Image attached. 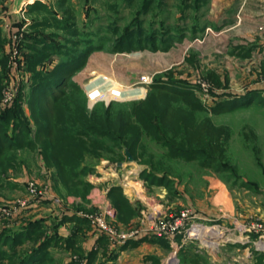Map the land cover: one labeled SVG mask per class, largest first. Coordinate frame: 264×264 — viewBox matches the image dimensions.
<instances>
[{
	"label": "rangeland",
	"instance_id": "374dc122",
	"mask_svg": "<svg viewBox=\"0 0 264 264\" xmlns=\"http://www.w3.org/2000/svg\"><path fill=\"white\" fill-rule=\"evenodd\" d=\"M78 51L81 60L58 92L79 95L71 88L75 83L90 111L142 101L157 77L189 83L205 108L196 118L228 131L223 153L212 152L218 157L214 162L171 156V142H182L183 133L172 136L153 117L156 130L142 134L136 158L131 155L129 161L126 147L110 143L120 161H109V151L101 152L100 160L84 157L82 164L93 168L83 176L90 187L78 183L66 188L55 167L45 163L37 135V108L45 109L52 98L42 99L32 86L36 74L71 61ZM38 54L40 59L33 61ZM99 76L121 87L141 86L144 94L91 100L88 87ZM255 88L264 90V0H0V117L3 111L12 115L3 117V135L13 147L0 159V235L34 220H42L48 232L64 213L74 214L88 223L57 226L60 237L73 236L74 241L49 247V264L83 263L93 248L98 252L95 264H131L141 262L149 250L133 251V246L120 253L124 243L113 246L109 237L107 247L102 246L91 223L94 216L103 214L117 233H128L190 211L193 219L182 232L164 238L168 244L157 250L162 264H194L181 259L179 236L208 258L206 264H255V259L264 264V253H248L240 245L254 248L251 241L260 238L250 228L264 225V91L245 103L228 102L232 94ZM150 172L165 176L162 185L147 179ZM211 181L228 187L233 213L212 205ZM113 187L133 208L127 218L112 204ZM216 230L217 235L212 233ZM38 242L25 241L19 248ZM108 252L117 255L110 263Z\"/></svg>",
	"mask_w": 264,
	"mask_h": 264
},
{
	"label": "trees",
	"instance_id": "16d2710c",
	"mask_svg": "<svg viewBox=\"0 0 264 264\" xmlns=\"http://www.w3.org/2000/svg\"><path fill=\"white\" fill-rule=\"evenodd\" d=\"M82 55L83 53L80 52L71 61H60L46 74H36V81L32 86L33 92L41 95L42 99L52 98L48 107L43 110L40 107L37 108L40 110L36 119L39 125L37 135L43 142L42 154L45 163L55 167L57 175L66 188L76 187L78 183L85 188L90 187L89 182L84 180L83 176L93 171V168L82 164L84 157L100 160L103 158L101 152L109 151L112 154L108 156L109 161H120L121 154L114 152L110 143L120 149L126 147L136 158L137 150L143 147L142 134H149L156 130L150 121L153 117H157L164 131H168L172 136L178 134L179 131L183 133L182 142H171L172 145L168 151L171 156L184 159L203 157L204 160L214 162L218 157L212 152L219 150V155L223 153L225 150L223 144L227 141L228 131L225 128L214 126L209 119L198 120L196 118L198 113L203 112L205 108L194 96L189 83L157 77L142 101L120 106L110 104L103 108L95 106L90 111L86 109L82 92L75 83L70 85L72 90L78 91L79 95L73 96L66 92H58L63 83L72 76V71ZM38 59H40V54L34 57L33 61ZM263 91L255 88L243 95L232 94L228 102L232 105L245 103V101H250L254 95L258 97L257 95ZM39 102L41 105L45 103L44 100H39ZM177 102H181L182 105L176 107L174 104ZM2 115L0 117V159L6 155L7 150L13 149L11 139L3 135L4 121L6 122L3 117L12 115L6 111H3ZM132 120L136 122L135 126H132ZM222 169L228 170V168ZM156 174L150 172L147 179L150 178L151 183L157 182L158 185H162L165 176L159 177ZM109 197L121 217L126 216L127 218L133 212L128 199L119 192L118 188H111ZM67 221L88 223L86 218L64 213L48 232L43 230L42 220L29 222L15 231L3 232L0 235V264L51 263L53 257L49 255V247L59 245L62 240L69 245L74 241L73 236L64 238L58 234L57 226ZM97 240L102 246L107 247L108 238L105 234L99 233ZM25 241L39 242L30 248H19ZM144 241L158 242L164 246L168 244L164 238L144 236L126 240L119 246V249L121 251ZM97 253L93 248L88 252V258H84L83 263L72 260L65 264H95ZM116 257L117 255L112 253L107 260L110 263ZM147 260L148 264H160V259L154 255L147 257ZM99 264H105V262Z\"/></svg>",
	"mask_w": 264,
	"mask_h": 264
},
{
	"label": "crops",
	"instance_id": "0c3cea01",
	"mask_svg": "<svg viewBox=\"0 0 264 264\" xmlns=\"http://www.w3.org/2000/svg\"><path fill=\"white\" fill-rule=\"evenodd\" d=\"M210 188L213 189V196H212V199H211L212 205L214 207H220L221 206L222 208H224L225 210L228 211L227 212L228 215L233 213V202H232V199H231V194L229 193V189L225 185V183H222L220 181H211L209 189ZM216 219L218 220V218H216ZM199 230H200V228H196L195 227L194 232L195 231L199 232ZM206 232H208V231H206ZM212 233L217 235L218 231L216 230L215 232L213 231ZM244 237L246 238V235ZM249 237H250V235H249ZM247 242H250V241L246 240L245 243H247ZM251 242L253 243L254 248H250L251 247L250 244H240V245H242L244 247L243 249H246L248 253H252L254 251H257L260 254L264 253V240L259 239V240H257V243L254 242V241H251ZM176 243L178 245V252H179L180 257H181L182 260H184V261L188 260V261L193 262L194 264H206V263H203L205 261H207V263H208V258H204L203 256L201 257V254H199V252L197 250L191 249V247L188 246V242L185 241L184 239H182V237L179 236L177 238V242ZM161 247L163 248L162 244L158 243V242H148V241L147 242H140L138 245H136L134 248H132L133 251H140V250H143V249H147V250H149V252H145L144 253L143 259L141 260V262L137 261L138 263H136V261L135 262L132 261L131 264H135V263L136 264H139V263L140 264H148L149 261L147 260V257L153 256L155 254L160 256V253L157 250L160 249ZM126 250L130 251L131 249L128 248ZM123 251H125V250H123ZM123 251H121L120 253H123ZM157 255H155V256H157ZM158 258L160 259V264H162L161 256L158 257ZM256 262L257 261L255 259V264H257Z\"/></svg>",
	"mask_w": 264,
	"mask_h": 264
},
{
	"label": "built area",
	"instance_id": "2783aa9c",
	"mask_svg": "<svg viewBox=\"0 0 264 264\" xmlns=\"http://www.w3.org/2000/svg\"><path fill=\"white\" fill-rule=\"evenodd\" d=\"M142 83L148 82V77L143 76L141 78ZM91 99V94L89 95ZM8 98H6V101ZM93 100V99H91ZM34 193V191H33ZM24 202L20 203L23 205ZM103 214L99 216H94L91 220L92 225L97 229L98 232L105 234L109 237V240L114 245L124 243L128 239H134L138 237H155V238H171L182 232V229L185 227L187 222L191 221L193 217L191 216L190 211H182L180 214L173 216L169 219L162 220L158 224L150 227H141L137 229L130 230L128 233H117L113 227L108 225L103 219ZM256 234L259 235V238L264 240V225L258 224L253 225L251 228Z\"/></svg>",
	"mask_w": 264,
	"mask_h": 264
},
{
	"label": "bare ground",
	"instance_id": "6f19581e",
	"mask_svg": "<svg viewBox=\"0 0 264 264\" xmlns=\"http://www.w3.org/2000/svg\"><path fill=\"white\" fill-rule=\"evenodd\" d=\"M90 94L92 95L93 100L96 98H103L105 100H110L111 98L118 99H135L143 96L144 88L125 86L121 87L116 82L99 76L94 80L88 87Z\"/></svg>",
	"mask_w": 264,
	"mask_h": 264
},
{
	"label": "water",
	"instance_id": "95a60500",
	"mask_svg": "<svg viewBox=\"0 0 264 264\" xmlns=\"http://www.w3.org/2000/svg\"><path fill=\"white\" fill-rule=\"evenodd\" d=\"M126 154L128 156L129 161H132L133 158L128 150H126ZM117 166L118 167L122 166V163H117Z\"/></svg>",
	"mask_w": 264,
	"mask_h": 264
}]
</instances>
